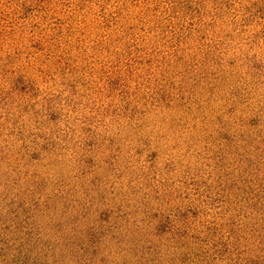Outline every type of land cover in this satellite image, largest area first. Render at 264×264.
I'll return each instance as SVG.
<instances>
[{"label": "clouds", "instance_id": "obj_1", "mask_svg": "<svg viewBox=\"0 0 264 264\" xmlns=\"http://www.w3.org/2000/svg\"><path fill=\"white\" fill-rule=\"evenodd\" d=\"M31 2L40 10L37 20L68 14L55 0ZM252 5L253 0H242L224 20L234 19L238 25L242 16L251 15L245 8L255 11ZM101 6L95 3L88 6L92 10L88 20L93 26L100 22ZM191 6L199 9L200 17L195 11L186 14L185 5L179 2L161 3L154 15L149 11L145 16V10L154 7L152 3L132 6L123 0L104 6V15L110 12L115 15L116 9L122 11L120 24L113 25L114 32L109 30L115 37L123 34L120 25L126 28L129 16L139 14L153 22L159 17L169 27L178 21L187 25L190 19L200 20L194 28H203L206 21L215 19L220 7L212 0L199 3L191 0ZM257 6H264V0H259ZM255 20L260 23L253 21L231 41L234 47L228 56L237 57L236 65L232 69L223 65L225 71L217 73L211 99L207 89L213 83H209L210 78L201 69L186 71L174 62V57H168L165 62L156 61L151 71L146 72L147 66H139L131 57L121 55L123 40L112 46L111 55L76 60L74 71L62 68L61 52L54 46L44 53L27 48L16 57L14 49H25L27 45V31L23 37L17 32L15 39L0 41V94L5 96L0 107L3 211H8L10 201L22 200L34 213L36 235L55 244L57 255L61 251L66 253L63 264H101V256L107 257L106 264H121L124 258L134 261L130 245L118 244L113 235L123 236L125 241L141 235L158 239L152 234L155 221L150 219L151 212L156 210L168 213L175 228L183 229L186 225L175 216L177 207L193 208L199 213L195 220L189 213V236L192 233L204 236L203 228L213 223L217 231L212 240L227 242L231 256L217 257L212 264H244L248 257H255L260 241L250 229H259L264 224V144H260L264 139V35L251 51L247 42L264 27V19L257 15ZM216 23L217 32L222 28L231 30L232 25L225 28L221 21ZM236 32H240L238 26ZM143 35L138 33L137 37ZM170 35L164 34V39ZM208 35H212L210 30ZM145 43L149 52L153 46L163 45L159 29L148 33ZM246 52L248 56L256 53L261 62L259 69L244 60ZM163 55L167 56V52ZM21 75L39 90L41 97H55L53 110L62 112L61 120L37 127L39 121L33 117L32 109L22 111L24 105L33 101L13 87L15 78ZM116 78L119 87L111 90L108 81ZM161 94L167 99L161 100ZM228 108L234 110L226 113ZM222 113L233 134L251 133L255 140L250 143L236 138L229 143L221 139L219 132L224 129L216 118ZM253 116L259 117L256 128L241 126V120ZM41 132L43 138L37 134ZM110 139L116 141L112 147L108 146ZM89 140L94 141L91 146ZM137 148L143 150L142 154H137ZM152 151L158 155L150 167L146 157ZM34 152L39 154L36 159L32 158ZM89 157L92 165L86 163ZM216 197H220L219 206L212 202ZM105 208L111 209L112 214L103 225L105 235L94 245L98 254L82 259L71 255V248L64 247L65 242L83 238L89 227L98 229L97 209ZM56 222L63 224L59 232L51 227ZM109 228L111 231H107ZM230 229H235V234ZM212 240L203 247L210 248ZM188 244L196 247L191 240ZM234 246L236 250L232 251ZM185 251L188 248H178L174 240L161 242L163 264H170L169 257H179ZM48 264H52L51 252ZM174 264H180L179 259ZM190 264L200 262L193 258Z\"/></svg>", "mask_w": 264, "mask_h": 264}, {"label": "trees", "instance_id": "obj_2", "mask_svg": "<svg viewBox=\"0 0 264 264\" xmlns=\"http://www.w3.org/2000/svg\"><path fill=\"white\" fill-rule=\"evenodd\" d=\"M40 2L41 0H35L36 4ZM49 2H52V0H49ZM55 2L62 5V10L66 9L68 14L51 18L43 16L37 20L36 17L39 15L40 10L35 7L31 0H0V41L6 38L15 39L17 32L23 37L24 32L27 31L29 34L26 37L27 45L25 49H14L16 57L21 56L27 48H30L33 52L44 53L54 46L61 52L59 59L62 63V68L74 71L76 60H88L90 56L94 57L98 54L111 55L113 52L112 46L123 40L124 48L121 55L131 57L139 66H147L145 67L146 72L151 71V66L156 61L165 62L168 57H174V62L184 66L186 71L191 72L197 68L201 69L203 75L210 78L209 83H213L217 79V73L225 71L223 65H227L228 69H232L236 65L237 57L228 56V53L234 47L231 41L240 36L246 30V26L253 23V21L260 23L259 20H255L257 15L264 19V6H257L259 0H253L252 7L255 8L254 12L251 8L244 9L245 12H249L251 15L242 16L238 25L234 19L226 21L224 17L229 14L235 4L241 3L242 0H212L213 3L220 7L215 13V19L206 21L203 28H194V25L198 24L200 20L190 19L187 25L178 21L175 25L169 27L159 17L153 22L150 17L145 19L144 16L137 14L134 17L129 16L125 20L126 28L123 24L120 25L123 30L122 35L113 37L109 30L114 32L115 28L113 25L120 24L122 11L116 9L115 15L111 12L108 15H104V6L113 3L114 0H55ZM115 2H120V0H115ZM175 2L185 5L186 14L195 11L196 15L200 17L199 9L192 8L191 0H123L124 4L132 6L152 3L154 7L145 10V16L149 11L154 15L159 10L158 5L161 3ZM197 2H202V0H197ZM93 3L102 5L98 11L100 22L95 23L94 26L93 22L88 20V14L92 11L88 6ZM129 20L133 22L129 23ZM217 20L221 21L225 28L228 25H232L231 30L225 31L222 28L220 32H217ZM45 21H48V23L45 24ZM169 23L171 22L169 21ZM237 26L240 28V32H236ZM157 29H159L160 39L164 40V44L159 47L153 46L149 52L145 39L148 33H156ZM209 30L212 32L211 36L208 35ZM45 32L48 34L44 35ZM93 32H95V35H92ZM138 33H144L145 35L137 37ZM167 33H171V35L165 40L164 34ZM233 33H236V35L234 36ZM262 35H264V27H261L258 32L253 34L251 42L246 41L249 51L254 45L258 44V40ZM125 37L128 39H125ZM133 52H135L134 56ZM165 52H167V56L163 55ZM141 53H146V55L142 56ZM244 60L246 62L250 61L253 68L259 69L261 67V62L256 58L255 52L251 56H248L246 52ZM119 84L118 78L108 81L111 90L118 88ZM70 86L73 90L75 89V84ZM13 87L21 94L31 97L33 102L24 105L22 111L28 112L29 108L32 109L33 117L39 121L37 127L41 124L45 126L49 123L55 124L62 119V112L53 110L52 101L55 97H41L39 90L30 81L26 82L22 75L15 78ZM214 88L215 84L213 83V87L207 89L209 99H211ZM56 95H59V93ZM160 99L166 100L167 97L161 94ZM4 103L5 96L0 94V107H3ZM37 104L40 105L39 108L36 107ZM233 110V108H228L226 113H231ZM224 115L225 113H222L216 118L220 123V127L224 129L219 132L221 139L229 143L236 138L247 140L250 143L255 140V137H251V133L246 135V132L237 131L233 134L230 130V122L223 119ZM40 117H44V119L40 120ZM259 122V117L253 116L246 121L241 120V126L256 128ZM11 132L12 130L10 129L9 134ZM37 134L42 138L44 137L42 132ZM0 136H3V125H0ZM93 143L94 141L92 140L88 141L89 146ZM144 143L147 144V141ZM115 144L116 141L110 139L108 146L112 147ZM260 144H264V139L260 140ZM42 147L46 148L47 145ZM256 147L258 149L259 144ZM142 152V149L137 148L138 155L142 154ZM38 155V153L34 152L32 158L36 159ZM157 155V152L152 151L146 157L150 167L154 165ZM2 158L3 145L0 144V159ZM86 163L92 165L93 161L89 157ZM251 163L249 161L250 165ZM109 164L111 166V160H109ZM93 183H95V180ZM219 201L220 197H216L212 202L219 206ZM11 204H15V207H11ZM97 212L98 229L89 227L85 230L83 238L77 237L71 242H65L64 247L71 248V255L82 259L84 256L95 257L98 254L99 249L94 247V245L98 244L105 235L103 225L109 221L112 212L111 209L107 208L97 209ZM189 213H191L193 220L199 214L193 208L181 210L177 207L175 209V216L186 225L185 228L181 229L175 228L173 219L168 213L159 210L152 211L150 219L155 221L152 234L158 238L156 240L141 235L139 237L133 236L128 241H125L123 236L118 237L114 234L112 238L117 240L118 244L126 242L130 245L129 251L136 258L134 261L124 258L121 264H163L161 258V242L163 239L174 240L178 248H188V251L181 253L179 257H169L170 264H174L177 259H179L180 264H190L193 258L198 260L200 264H212V261L217 257L223 258L225 255L230 257L231 252L226 241L212 240L217 231L213 223L203 228L204 236H200L198 233H192L189 236L187 231V227L191 226L188 224ZM33 215L32 210L25 207L22 200L19 202L10 201L6 213L3 211V205L0 204V264H48L50 252L52 254V264H63L66 253L61 251L57 255L54 251L55 244L48 240H42L36 235L38 229L36 228ZM51 227L59 232L62 230L63 224L56 222ZM107 231H111V229L109 228ZM230 231L235 234V229H230ZM250 231L253 236L259 239L260 243L257 245L258 251L255 257H248L245 259L244 264H264V255H262L264 254V224L259 229L253 227ZM85 239L87 244H85ZM189 240L196 244L195 248L188 244ZM210 240H212L210 248H204L203 245L208 244ZM235 250L234 246L232 251ZM10 253L12 254L10 255ZM100 259L101 264H106L107 257L101 256Z\"/></svg>", "mask_w": 264, "mask_h": 264}]
</instances>
